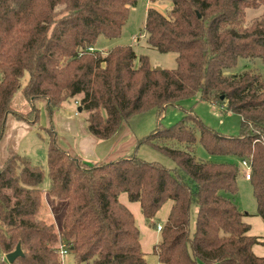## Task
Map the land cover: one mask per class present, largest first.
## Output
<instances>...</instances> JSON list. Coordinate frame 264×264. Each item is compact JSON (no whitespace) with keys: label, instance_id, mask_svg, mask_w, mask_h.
<instances>
[{"label":"trees","instance_id":"obj_1","mask_svg":"<svg viewBox=\"0 0 264 264\" xmlns=\"http://www.w3.org/2000/svg\"><path fill=\"white\" fill-rule=\"evenodd\" d=\"M137 1L0 0V141L9 114L40 128L38 100L52 114L77 96L88 130L101 140L141 113L160 117L197 94L239 114V133L223 134L183 108L174 124L159 123L137 138L130 155L88 162L61 146L52 124L44 127L48 189L41 186L45 170L28 156L13 153L0 164V251L21 244L24 255L11 264H63L61 245L79 264H148L135 216L119 199L126 192L148 220L173 202L153 246L162 264H264L252 249L261 239L250 234L246 213L230 196L239 190V165L195 152L200 142L210 154L247 161L264 221V78L251 69L225 73L239 58L264 61V15L245 22L246 9L264 0H151L172 4L167 13L148 7L145 30L150 45L176 52L173 69L153 67L131 45L94 47L100 35H121ZM21 88L27 113L11 105ZM143 144L174 167L139 156ZM45 192L66 202L59 230L38 218Z\"/></svg>","mask_w":264,"mask_h":264},{"label":"rangeland","instance_id":"obj_2","mask_svg":"<svg viewBox=\"0 0 264 264\" xmlns=\"http://www.w3.org/2000/svg\"><path fill=\"white\" fill-rule=\"evenodd\" d=\"M158 4L163 13H167L172 6L170 1H160ZM148 7H150V0H138L135 5L130 7L129 17L122 29L121 35L113 39H107L100 35L94 47L97 50L106 51L115 45H131L138 56H148L150 64L153 67L167 69L176 68V52L159 51L147 41L145 21ZM261 15H264V6L247 8L245 22L249 23L255 17ZM137 63L138 62L136 61V64ZM249 69L260 72L264 78V61L259 58H256L255 60L239 58L236 65L232 68L226 69L225 73L238 74ZM38 101L37 105L40 108L38 125L41 127L35 128L32 127L31 124L19 121L16 118H8L5 124V134L0 143V159H4V157L13 153L28 156L33 163L41 165L45 170V178L41 186L46 190L50 187V178L47 166L48 135L44 127H49L52 124L57 133L58 128L64 131L68 127L67 123L74 121L77 124L80 122H86V112L82 111L78 114L75 113L77 111V104L75 101L80 104L79 96H77L64 101L61 107L55 109L52 114H50L47 108L48 113L45 119L43 108L39 106ZM11 105L16 111L21 113H27L31 109V104L25 97L22 88L13 96ZM183 108H192L194 113L205 124L223 134L237 135L239 133L241 123V117L239 114L228 111L219 104H213L202 100L197 94L193 97L184 99L181 102V106L169 105L160 117H158L153 110L133 117L129 123L125 124V126H127L128 131L132 134L134 144L132 148L129 149L130 144L128 145V143H124L120 149L122 153L120 155L124 156L133 153L136 145L135 139L137 137L139 138L148 135L158 127L159 123L164 126H170L180 120L184 115ZM195 152L199 159L210 160L213 162H230L239 165V190L236 194L230 196L233 197L241 210L246 213L245 221L251 225L250 234L259 236L261 239V242L253 246L252 249L254 253L258 256H264V221L259 215H257V202L254 196L253 186L251 181L245 177V172H247L248 167L235 155L210 154L200 142L197 143ZM137 154L146 160L158 161L169 167H174L175 165L167 155L148 144H143L138 147ZM1 163L2 161L0 164ZM64 204L66 206L65 201L47 194L46 198L43 199V206L38 213V218L52 223L56 230L61 229L62 216L65 208ZM165 206H168V203L161 208L159 214L153 220L144 218L140 211L135 214V220L140 228L142 241L146 236V229L153 233V236L150 238L156 239V241L161 239V230L157 229V225H163L165 223ZM194 216L195 209L193 210V217ZM146 247L147 246H144L143 249L145 250L147 263L161 264L158 256L153 251V244L145 249ZM61 258L63 259V264H79L76 263L72 251H68L64 256H61ZM2 260H6L5 254L0 251V262ZM80 264L87 263L83 262Z\"/></svg>","mask_w":264,"mask_h":264},{"label":"crops","instance_id":"obj_3","mask_svg":"<svg viewBox=\"0 0 264 264\" xmlns=\"http://www.w3.org/2000/svg\"><path fill=\"white\" fill-rule=\"evenodd\" d=\"M159 2L160 1H151L150 0V7H154L157 10H159L160 12H162V9H160V7L158 6ZM75 102L77 104V107H76L77 111L75 113L78 114V113L82 112V110L81 111L79 110L80 106H79L77 101H75ZM38 103H39V106H41L43 108V115L45 116V119H46L47 113H48L47 102H46V100L43 99V100H39ZM62 113H63V111H62ZM10 117L13 119L16 118L13 114H9L7 117V120ZM16 119H18V118H16ZM18 120L24 121V120H20V119H18ZM24 122H26V121H24ZM26 123H28V122H26ZM28 124H30V123H28ZM67 126H66L67 128L64 131L60 130L58 128V133H59L58 140H59L61 146L73 154L80 155L81 157H83L84 160H86L88 162L112 161V160L118 159L120 157H123L122 155H120V154H122L120 149L124 143H128V145L130 144L129 149H131L133 144H134L132 134L128 131L127 126H125V125H123L118 130V132L116 133V135L114 137L107 139V140H101L98 137H96L95 135H93L88 130L86 122H82V123L80 122L77 124L74 121V122L67 123ZM32 127L37 128L34 125H32ZM4 134H5V131H4ZM137 138L135 140H137ZM1 141H0V143H1ZM9 155H7V156H9ZM124 156H126V155H124ZM6 157H4V159H0V162L1 161L3 162L6 159ZM47 194H48L47 192L44 193L43 199L46 198ZM119 199L124 205H126L132 211L134 216L137 212L140 211L142 216L144 217V215L141 211L140 203L130 201L128 198V194L126 192H122L119 196ZM167 203H168V206H165L166 208L164 207V209H165L164 210L165 221H166V219H167V217L171 211L172 205H173V202L171 200L167 201L165 204L167 205ZM163 206H162V208H163ZM64 207L66 208L65 204H64ZM65 208H64L63 216L65 213ZM159 212L157 213V215L159 214ZM63 216H62V218H63ZM158 225H157V229H158ZM144 228H145V226H144ZM145 235L146 236L144 237L143 241L141 240L142 249L144 248V246H147L149 248L151 246V244H153V246H154L158 242V241H156V239L150 238L151 236H153V233L149 232L147 229L145 230ZM147 247L145 249H147ZM143 251L145 252L144 249H143Z\"/></svg>","mask_w":264,"mask_h":264},{"label":"water","instance_id":"obj_4","mask_svg":"<svg viewBox=\"0 0 264 264\" xmlns=\"http://www.w3.org/2000/svg\"><path fill=\"white\" fill-rule=\"evenodd\" d=\"M79 110L81 111V107H79ZM23 255H24V252H23V249L21 247V244L18 243L16 248L13 251L5 254V258H6V261L11 264L18 257L23 256Z\"/></svg>","mask_w":264,"mask_h":264},{"label":"built area","instance_id":"obj_5","mask_svg":"<svg viewBox=\"0 0 264 264\" xmlns=\"http://www.w3.org/2000/svg\"><path fill=\"white\" fill-rule=\"evenodd\" d=\"M243 164L248 167V170H247V172L245 174V177L247 179H249L250 178V175H251L250 166H249V164H248L247 161H243ZM158 229L161 230L162 229V225L159 224L158 225ZM59 249H60L59 252H60V255L61 256H64L68 252L67 248L64 245H61Z\"/></svg>","mask_w":264,"mask_h":264}]
</instances>
